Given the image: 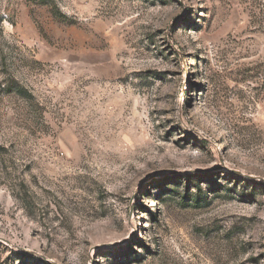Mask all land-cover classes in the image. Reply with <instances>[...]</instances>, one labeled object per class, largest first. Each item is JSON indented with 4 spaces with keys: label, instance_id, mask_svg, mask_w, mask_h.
<instances>
[{
    "label": "rangeland",
    "instance_id": "374dc122",
    "mask_svg": "<svg viewBox=\"0 0 264 264\" xmlns=\"http://www.w3.org/2000/svg\"><path fill=\"white\" fill-rule=\"evenodd\" d=\"M0 148V264H264V0H0Z\"/></svg>",
    "mask_w": 264,
    "mask_h": 264
},
{
    "label": "trees",
    "instance_id": "16d2710c",
    "mask_svg": "<svg viewBox=\"0 0 264 264\" xmlns=\"http://www.w3.org/2000/svg\"><path fill=\"white\" fill-rule=\"evenodd\" d=\"M17 93H18V95L19 96H21V97H26V96H24V91L23 90H17ZM1 149V148H0Z\"/></svg>",
    "mask_w": 264,
    "mask_h": 264
}]
</instances>
